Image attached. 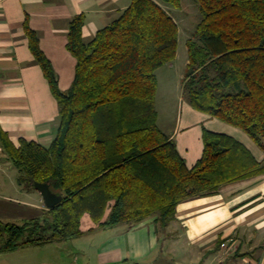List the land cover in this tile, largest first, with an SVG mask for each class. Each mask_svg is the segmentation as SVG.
Returning <instances> with one entry per match:
<instances>
[{
    "label": "trees",
    "instance_id": "16d2710c",
    "mask_svg": "<svg viewBox=\"0 0 264 264\" xmlns=\"http://www.w3.org/2000/svg\"><path fill=\"white\" fill-rule=\"evenodd\" d=\"M131 0L90 38L86 15L69 22L75 58L70 88L23 24L28 47L59 110L50 145L0 129V145L18 170V185L49 183L60 204L22 223L0 221V252L44 247L83 235L85 215L98 228H128L154 218L157 232L175 220L178 204L216 195L224 185L264 174V163L235 137L203 129L201 157L187 168L174 139L158 127L156 71L175 59L179 29L163 5ZM200 21L187 41L182 94L195 111L240 129L264 153V0H195Z\"/></svg>",
    "mask_w": 264,
    "mask_h": 264
},
{
    "label": "crops",
    "instance_id": "0c3cea01",
    "mask_svg": "<svg viewBox=\"0 0 264 264\" xmlns=\"http://www.w3.org/2000/svg\"><path fill=\"white\" fill-rule=\"evenodd\" d=\"M122 1L0 0V129L15 147L22 139L48 146L59 125L57 102L28 47L25 19L39 34L40 48L53 66L60 90L66 91L76 65L66 48L70 20L85 14L83 37L90 39L109 23V14L126 7ZM185 106L165 134L176 141L187 168L202 155L203 129L217 132L207 123L238 139L264 163L263 151L249 137V141L238 137L240 129ZM18 177L0 145V221L22 223L47 210L40 193L23 190ZM81 228L82 236L65 243L0 252V264L156 263L163 258L161 252L171 253L164 250L170 244L185 247L178 240L182 233L200 256L174 255L175 264H264V174L224 185L216 195L178 204L175 220L163 233L157 232L154 218L131 228L124 224L98 228L88 216L82 218ZM81 241L92 245L94 252L75 250ZM69 243L75 247H63Z\"/></svg>",
    "mask_w": 264,
    "mask_h": 264
},
{
    "label": "rangeland",
    "instance_id": "374dc122",
    "mask_svg": "<svg viewBox=\"0 0 264 264\" xmlns=\"http://www.w3.org/2000/svg\"><path fill=\"white\" fill-rule=\"evenodd\" d=\"M130 1L131 0H123L122 4H127V7L130 4ZM155 1L160 3L159 0ZM162 5L164 9H166L177 22L179 29L178 47L175 59L157 69L156 71L158 82L155 101V108L158 115L157 123L159 129L164 133H167L173 129L177 114L185 111V105H187V102L183 98L182 94L183 78L185 76L188 63L187 41L194 36L196 26L200 21V13L198 4L195 2V0H181L180 8H171L165 6L164 4ZM126 7H124V9ZM120 13L121 12H114L112 14H109L107 19L108 22L110 23L111 21L116 19L120 15ZM207 125L209 126V128L217 130V132L224 133L223 131H221V129L213 127L211 123H207ZM237 135L241 140L248 139V136H246V134H244L243 132L242 135ZM249 139L247 141H249ZM84 218L88 219V216H84ZM84 223H86V220H84ZM178 240H180L185 247L180 246L181 244L178 246H176L175 244H170V247L165 248L164 250H168L171 253L161 252L160 255H162L163 258L157 261L158 263L147 261L145 263L142 262L141 264H175L174 259L176 260L178 259V257L175 256L174 258V255H181L180 258H185L188 255L190 258H192L195 250L194 248L188 247V241L185 238V234L182 233ZM87 241H81L79 244H75V250L81 251L86 248V250L94 252L93 246L89 245ZM83 243H85L87 247H84ZM71 246L73 245L69 243L63 247H66V249H70ZM197 255L198 254L195 252L196 257ZM199 256L200 255H198V257Z\"/></svg>",
    "mask_w": 264,
    "mask_h": 264
},
{
    "label": "water",
    "instance_id": "95a60500",
    "mask_svg": "<svg viewBox=\"0 0 264 264\" xmlns=\"http://www.w3.org/2000/svg\"><path fill=\"white\" fill-rule=\"evenodd\" d=\"M32 187L34 190L40 193L46 209H52L56 207L63 200L62 196L51 191L49 183L33 182Z\"/></svg>",
    "mask_w": 264,
    "mask_h": 264
},
{
    "label": "built area",
    "instance_id": "2783aa9c",
    "mask_svg": "<svg viewBox=\"0 0 264 264\" xmlns=\"http://www.w3.org/2000/svg\"><path fill=\"white\" fill-rule=\"evenodd\" d=\"M221 246H222V247H224L225 245H224V244H222Z\"/></svg>",
    "mask_w": 264,
    "mask_h": 264
}]
</instances>
